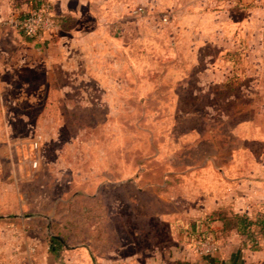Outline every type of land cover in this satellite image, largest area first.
<instances>
[{
	"label": "rangeland",
	"instance_id": "obj_1",
	"mask_svg": "<svg viewBox=\"0 0 264 264\" xmlns=\"http://www.w3.org/2000/svg\"><path fill=\"white\" fill-rule=\"evenodd\" d=\"M158 3L115 16L106 0L103 15L94 4L76 29L68 18L61 62L26 75L32 93L0 112V211L51 215L68 244L89 238L93 262L115 247L122 256L173 241L183 248V229L168 238L160 221L147 231L139 216L150 201L158 214L209 203L221 180L213 166L264 176V0H239L235 8L249 10L227 13L218 32L216 16H173ZM203 24L211 40L199 44L193 28ZM72 37L79 43L65 47Z\"/></svg>",
	"mask_w": 264,
	"mask_h": 264
},
{
	"label": "crops",
	"instance_id": "obj_2",
	"mask_svg": "<svg viewBox=\"0 0 264 264\" xmlns=\"http://www.w3.org/2000/svg\"><path fill=\"white\" fill-rule=\"evenodd\" d=\"M32 1L0 0V112L2 118L5 112L17 102L15 95L32 93L27 91L29 87L25 81L26 75L40 72L43 62L48 67L61 62L63 55L60 53L63 51V43L66 41L62 40L58 33L63 30L62 25L65 21L68 18L73 20V28L76 29L83 18L91 19V6L94 4L101 7V14L103 15L105 8L102 7H104L106 0H50L57 16L67 18L60 21L59 26H56V33L53 38L49 39V34L45 35V38L48 37L46 41L30 40L11 23L14 18L21 15L31 5ZM108 1L113 2L111 13L115 16L131 15L138 7L150 13L155 10L154 4L159 7L158 2L168 14H173V16L176 14L179 16L213 15L216 18L212 22L211 29L215 32L225 30L220 25L225 24L226 21L222 17L227 13H232L234 10H249L247 7L235 8L236 5H240L239 0H237L238 2L232 0L227 2L224 0H191L192 3H188L187 0ZM103 22L104 18L96 24L100 27L103 26ZM208 24L193 28L200 32V37L197 39L199 44L202 40H211L209 36L204 37L203 34L205 31H209L207 29ZM237 24L234 26L235 29H240V26L245 25L243 21L240 24L237 21ZM210 35L212 36V34ZM76 42L78 41L72 37L69 46L67 43L65 47H74ZM230 45L235 46L232 42ZM46 50L47 52L44 53ZM55 50L56 54L53 53ZM68 61L70 60L68 59ZM50 81L51 79H47L48 83ZM245 139L250 141L257 138L256 136H247ZM237 154L248 155L249 150L243 149ZM237 169L241 168L236 165L232 168L213 166V173L217 172L216 174L221 176V180L218 179L216 184H211L210 202L196 203L194 213L165 211L158 214L155 213L154 204L150 201L146 205L149 207V211L139 216L140 223L148 231L151 220L155 218L165 225L166 237L171 238L177 235V231L181 229L184 223L202 219L216 211L244 213L251 218L255 217L259 212L264 211V176L259 175L257 170L252 171L245 168V171L238 170L237 172ZM232 171H236L238 174H233V176ZM117 185L119 186V184ZM11 211L13 210L0 211V223L4 224L0 230V264H264V238L260 239L258 250H250L242 245L243 237L235 230L222 233V221L218 219H213L210 223L218 238V249L211 257L200 258L194 254L188 244L183 245L182 248L178 241H173L161 246L150 245L129 256H122L115 247L112 252H104L100 256L96 255V261L93 262L88 237L83 236L81 241L75 244H68L66 241V244L63 235L52 231L50 223L54 218L51 215L43 213L36 215L20 214L19 212L9 214ZM35 223H41V225H31ZM73 227L75 225H68V229ZM15 231H18V236H15ZM68 232L73 234L74 228ZM133 233L138 235L140 231L136 230ZM146 234V239L148 237L151 239L149 234Z\"/></svg>",
	"mask_w": 264,
	"mask_h": 264
},
{
	"label": "trees",
	"instance_id": "obj_3",
	"mask_svg": "<svg viewBox=\"0 0 264 264\" xmlns=\"http://www.w3.org/2000/svg\"><path fill=\"white\" fill-rule=\"evenodd\" d=\"M48 1L50 0H33L31 4L33 6H36L42 2ZM22 14L19 15V17L22 16ZM52 17L56 26H59L60 21L67 18L65 16H57L55 11L53 12ZM21 33L30 40H36L33 36H27L23 32ZM213 219L222 221V233H227L235 230L241 237H243L242 245L244 247H248V249L253 251L260 248V239L264 238V211L259 212L253 218L244 213H228L226 211H216L213 212L210 216H206L202 219L190 220L184 223L180 229L184 230L182 233L184 234L182 244H192L196 240L205 239H209L217 244L218 238L215 234V231L211 228L210 225ZM187 224L190 225L189 228Z\"/></svg>",
	"mask_w": 264,
	"mask_h": 264
},
{
	"label": "built area",
	"instance_id": "obj_4",
	"mask_svg": "<svg viewBox=\"0 0 264 264\" xmlns=\"http://www.w3.org/2000/svg\"><path fill=\"white\" fill-rule=\"evenodd\" d=\"M54 7L51 1L42 2L39 5L32 4L25 10L22 16L14 18L11 23L18 30L27 36H33L39 40L46 32H55L56 25L52 14ZM31 156L30 161L35 167L39 160L40 138L37 137L29 143ZM194 254L200 258H208L213 256L218 247L217 244L209 239L196 240L192 244H188ZM21 264V263H20Z\"/></svg>",
	"mask_w": 264,
	"mask_h": 264
}]
</instances>
